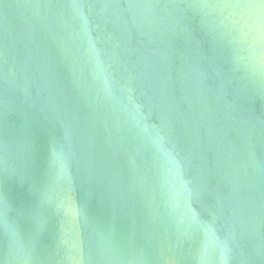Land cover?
<instances>
[{"label": "water", "instance_id": "water-1", "mask_svg": "<svg viewBox=\"0 0 264 264\" xmlns=\"http://www.w3.org/2000/svg\"><path fill=\"white\" fill-rule=\"evenodd\" d=\"M261 0H0V264H264Z\"/></svg>", "mask_w": 264, "mask_h": 264}, {"label": "clouds", "instance_id": "clouds-1", "mask_svg": "<svg viewBox=\"0 0 264 264\" xmlns=\"http://www.w3.org/2000/svg\"><path fill=\"white\" fill-rule=\"evenodd\" d=\"M224 15L232 26L234 39L246 46L250 56H255L264 46V9L233 5L227 8Z\"/></svg>", "mask_w": 264, "mask_h": 264}]
</instances>
